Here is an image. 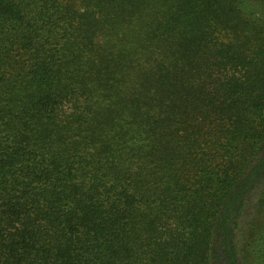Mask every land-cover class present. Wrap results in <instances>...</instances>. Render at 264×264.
Listing matches in <instances>:
<instances>
[{
    "label": "trees",
    "instance_id": "1",
    "mask_svg": "<svg viewBox=\"0 0 264 264\" xmlns=\"http://www.w3.org/2000/svg\"><path fill=\"white\" fill-rule=\"evenodd\" d=\"M0 264H264V0H0Z\"/></svg>",
    "mask_w": 264,
    "mask_h": 264
},
{
    "label": "rangeland",
    "instance_id": "2",
    "mask_svg": "<svg viewBox=\"0 0 264 264\" xmlns=\"http://www.w3.org/2000/svg\"><path fill=\"white\" fill-rule=\"evenodd\" d=\"M255 222L259 223V219L257 218V220H254Z\"/></svg>",
    "mask_w": 264,
    "mask_h": 264
}]
</instances>
